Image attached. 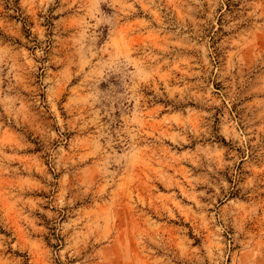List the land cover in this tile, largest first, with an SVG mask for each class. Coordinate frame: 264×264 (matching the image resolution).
<instances>
[{"label": "rangeland", "instance_id": "374dc122", "mask_svg": "<svg viewBox=\"0 0 264 264\" xmlns=\"http://www.w3.org/2000/svg\"><path fill=\"white\" fill-rule=\"evenodd\" d=\"M0 264H264V0H0Z\"/></svg>", "mask_w": 264, "mask_h": 264}]
</instances>
